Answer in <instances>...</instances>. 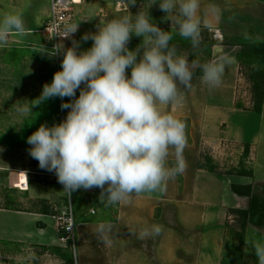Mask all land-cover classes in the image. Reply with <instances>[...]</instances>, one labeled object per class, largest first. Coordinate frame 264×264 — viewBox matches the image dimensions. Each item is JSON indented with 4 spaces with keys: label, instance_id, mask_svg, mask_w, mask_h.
<instances>
[{
    "label": "crops",
    "instance_id": "0c3cea01",
    "mask_svg": "<svg viewBox=\"0 0 264 264\" xmlns=\"http://www.w3.org/2000/svg\"><path fill=\"white\" fill-rule=\"evenodd\" d=\"M148 2L136 0L131 5V0H83L74 7L77 36L61 41L59 46L67 49L75 40L79 43L77 51H85L93 42L83 41L84 34L96 32L98 25L112 19L148 12ZM213 5L217 11H213ZM49 10L50 0L38 7L31 0L12 1L11 14H22L26 32L22 36L11 34L7 44L0 45V70L10 68L3 52L16 50L18 53L11 55L23 71L18 73L20 87L14 88L20 93L42 91L43 85L51 83L54 73L61 70L63 55L58 54L55 59L50 56L51 39L39 32ZM198 16L207 21L201 27L217 33L214 38L220 41L210 48V61L229 54L233 63L226 67L219 87L210 90L201 80L202 75H193L192 86L181 89L182 102L159 106L162 112L186 122L185 172L170 179L163 193L133 195L128 202L115 205L100 202L99 188L80 189L82 196L97 208L91 207L90 217L82 215L75 222L73 263L68 256L71 241L59 240V213L53 211L56 206L64 207L62 199L52 192L50 199L28 194L33 180L60 184L47 176L55 173L41 169L30 155L23 165L5 159L4 146L0 145V264H225L226 260L229 264H257L254 250L247 242L259 240L258 233L264 236V208L250 212L244 232L237 234L234 224L240 216L238 211L249 210L252 203L250 197L235 193L231 187L235 185L244 191L251 186V195L256 182L264 187V158L260 155L264 154L260 132L264 111L256 113L252 108L239 106L251 101H246L239 91L242 86L238 58V40L245 32L261 37L259 43H264V0H200ZM155 23L163 26V22ZM141 41L142 37L133 35L128 47L135 49ZM41 54L45 57L40 58ZM5 80V75H0V85ZM4 91L9 90L0 88L1 93ZM68 102L67 97L61 99V104ZM68 111L64 109V119ZM225 145L239 146L242 155L255 157L257 165L250 167L251 176L235 174L240 167L220 171L219 164L208 151L204 152L221 150ZM174 160L170 154L168 166ZM21 172L27 176L26 191L14 187ZM4 187L13 190L3 193ZM153 224L162 225V233L139 239V231ZM101 225L111 226L107 233L110 244L102 242L98 233ZM236 235L239 240H235ZM228 236L233 238L234 245L230 252H226Z\"/></svg>",
    "mask_w": 264,
    "mask_h": 264
},
{
    "label": "clouds",
    "instance_id": "9594fccd",
    "mask_svg": "<svg viewBox=\"0 0 264 264\" xmlns=\"http://www.w3.org/2000/svg\"><path fill=\"white\" fill-rule=\"evenodd\" d=\"M157 3L151 0L150 6ZM136 0H131L135 5ZM217 11L216 6H211ZM200 0H159V9L170 18L181 38L198 49L202 41ZM149 12L133 17L124 15L98 25L82 40L92 46L77 51L79 43L67 49L57 46L50 56L62 54L61 70L51 83H45L40 97L31 105L18 106L22 115L45 100L69 98L61 109H69L60 123L41 124L28 138L29 155L41 169L54 172L63 190L69 193L100 189L99 200L107 205L128 202L133 195L163 193L167 182L187 168L184 150L188 145L186 122L160 110V105L179 104L181 89L190 88L196 69L209 89L222 83L226 67L233 57L224 54L201 63L189 61L171 45L173 32L152 22ZM78 30L70 25L64 37ZM26 32L22 14H6L0 20V45L11 34ZM133 35L141 43L130 49ZM246 41L261 42V37L245 32ZM131 69L130 76L126 70ZM79 90V96H76ZM170 150H172L170 152ZM175 160L168 166L169 155ZM110 225H101L102 242L110 244ZM163 226L153 224L139 231L138 238L155 237ZM132 234H135L134 232ZM257 264H264V242L250 240ZM75 255V254H74Z\"/></svg>",
    "mask_w": 264,
    "mask_h": 264
},
{
    "label": "rangeland",
    "instance_id": "374dc122",
    "mask_svg": "<svg viewBox=\"0 0 264 264\" xmlns=\"http://www.w3.org/2000/svg\"><path fill=\"white\" fill-rule=\"evenodd\" d=\"M13 0H0V20L3 19L4 15L11 14V6ZM32 3L36 5V7L40 5H45L49 0H31ZM151 0L148 2V12L150 17L152 18V22H163V26L160 27L162 30L173 32V39L170 44L176 46L178 54L186 55L189 58V61L199 60L201 62L202 57L206 56L207 49L204 48V36L202 35V41L200 47L198 49H193L191 47L190 41L181 38L178 34V30L175 28V24L170 18V15L166 16V14L159 9V0L154 5H151ZM14 14V13H13ZM217 36L215 32H209L208 38L215 39ZM241 42V47H246L244 52H239L238 58L241 61L240 64V79L239 83L241 89V93L244 98L250 100L249 104L241 103L239 106L243 108H252V81L250 77L259 74L262 72L264 74V52L258 47L250 48L252 44L250 42H245L244 38H240L238 40ZM5 56V61L9 63L10 68L5 71V69L0 70V75L6 77V80L1 83L0 88L8 89L9 91H4V93L0 92V145L4 146V158L7 160H13L15 164L20 163L23 165L25 160L29 155L30 145L27 143V138L33 133L31 130H37L41 124H46L48 126H52L53 124L60 123L64 120V109H61V99L59 97L51 98L49 100H45L42 103L35 105L32 107L31 112L22 115L21 113L16 111L18 106L28 105L31 106L38 97H40L41 92H31V91H15L14 86L20 87L18 73L23 71L18 67V60L13 59L15 53H18L16 50H6L3 52ZM13 57H12V55ZM40 55V54H39ZM45 57L41 54L40 58ZM1 58V54H0ZM55 59L56 57L53 56ZM13 60V62H12ZM127 75L130 76L131 69H127ZM16 78V81L14 82ZM22 79V77H21ZM245 89V91H244ZM264 111V100L261 105V112ZM260 132L264 138V115L261 123ZM2 151V150H1ZM209 153L210 157L213 161L219 164L220 171L224 172V170L235 168L241 169L245 171H249L250 167L253 165H257L255 162V157L253 155H242V148L235 145H225L221 150L213 151L204 149V152ZM253 154V152H252ZM261 157L264 158V154H261ZM262 161V159L260 160ZM11 163V162H10ZM221 163V165H220ZM49 176V175H47ZM256 188H253V196L254 200L251 204L252 212L257 209L264 208V187L260 184V182H256ZM8 191L13 190L12 188L4 187L3 193H7ZM239 192H243V190H239ZM1 192V190H0ZM54 193L58 197L62 199V204L68 210V201L70 197L71 201V211L73 213L74 226L75 222L82 216H89L90 208H97V205L94 202H88L83 196L82 192L77 190L72 193L63 190V185L56 184L54 182H47V184L41 183L37 180H33L30 182V191L29 195L41 196L43 198L50 199V193ZM252 193V189H251ZM5 204V203H4ZM17 204H19L17 202ZM95 204V205H94ZM57 208H53V211H57L58 209H63L61 206H56ZM254 213V212H253ZM90 217V216H89ZM247 221L243 220L241 216L237 218L234 224V231L237 234L244 232ZM235 233V234H236ZM227 244H226V252H230L234 249L233 238L228 236ZM264 236L257 234V239L260 241H264ZM235 240H239V235L235 236ZM70 252H68V256L73 263H75V256L73 254V243L70 242ZM225 264L228 261H224Z\"/></svg>",
    "mask_w": 264,
    "mask_h": 264
},
{
    "label": "built area",
    "instance_id": "2783aa9c",
    "mask_svg": "<svg viewBox=\"0 0 264 264\" xmlns=\"http://www.w3.org/2000/svg\"><path fill=\"white\" fill-rule=\"evenodd\" d=\"M83 0H50V10L48 19L44 27L39 31L40 34L44 37L51 39V53L55 50V47L60 45V42L66 39H74L77 36V31L72 34L70 37H64L66 35V29L70 25H74V7L77 4H80ZM58 57V54L55 55ZM22 173V172H21ZM21 173L18 182L14 184V187L26 191L28 189L27 176L24 174V180L21 179ZM49 178L52 181H56V175H49ZM68 210L65 207L63 209H58L59 213V229L64 231V235H60L59 240L62 243L67 241L73 242V237L75 233L73 213L71 211V201L69 197L68 201Z\"/></svg>",
    "mask_w": 264,
    "mask_h": 264
},
{
    "label": "trees",
    "instance_id": "16d2710c",
    "mask_svg": "<svg viewBox=\"0 0 264 264\" xmlns=\"http://www.w3.org/2000/svg\"><path fill=\"white\" fill-rule=\"evenodd\" d=\"M209 32H212V31H210L208 28L202 27L201 36L203 35L204 39H205L204 42H203V45H204V48L207 49V53L208 54L206 56L202 57L201 63H205V62L210 61V48L213 45H215V44L220 42L217 39H212V37L208 38V33ZM225 40L226 39H224V41ZM226 42H227V40H226ZM255 47H258L259 49L262 50V52H264V43L252 44L250 46V48L252 50ZM245 48L241 47L240 52H244ZM194 75H202L201 70L200 69H196ZM250 80L252 81L251 89H252V92H253V95H252V102H253L252 110L255 111L256 113H261V105H262L263 100H264V74L262 72H259V74L256 75V78L254 76L253 77L251 76ZM207 162H208V160H207ZM198 165H199V167H201L200 162H199ZM231 172H234V171H230L229 173H231ZM235 172H236L235 174H238V175L251 176V172L250 171H245L243 169H241L239 171H235ZM177 177H179V175ZM231 188H232V190L235 193H237L239 195H244V196L250 197V202L252 203L253 198H252V195H251V186L245 187V190L243 192H239L238 191V187L235 186V185H233ZM251 210H252V208L250 207L249 210H240V211H238V213L242 217L243 220H246L248 215L250 214V212H252ZM60 235H64V231L60 230Z\"/></svg>",
    "mask_w": 264,
    "mask_h": 264
},
{
    "label": "bare ground",
    "instance_id": "6f19581e",
    "mask_svg": "<svg viewBox=\"0 0 264 264\" xmlns=\"http://www.w3.org/2000/svg\"><path fill=\"white\" fill-rule=\"evenodd\" d=\"M24 178H25V176H24V173L22 172V173H21V179L24 180Z\"/></svg>",
    "mask_w": 264,
    "mask_h": 264
}]
</instances>
